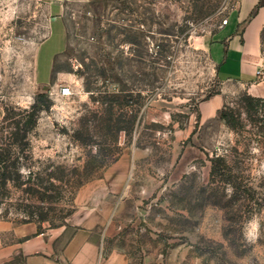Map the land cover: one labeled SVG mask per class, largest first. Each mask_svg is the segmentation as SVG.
<instances>
[{
	"label": "rangeland",
	"instance_id": "1",
	"mask_svg": "<svg viewBox=\"0 0 264 264\" xmlns=\"http://www.w3.org/2000/svg\"><path fill=\"white\" fill-rule=\"evenodd\" d=\"M238 2L65 0L41 84L51 0H0V236L61 245L108 198L130 264H264V30L249 83L208 52Z\"/></svg>",
	"mask_w": 264,
	"mask_h": 264
},
{
	"label": "crops",
	"instance_id": "2",
	"mask_svg": "<svg viewBox=\"0 0 264 264\" xmlns=\"http://www.w3.org/2000/svg\"><path fill=\"white\" fill-rule=\"evenodd\" d=\"M63 1L51 0L53 21L61 20L64 45L51 56L49 79L41 81L38 72L40 49L51 35L41 42L37 52L36 77L41 84H49L54 64L67 47V33L62 17ZM228 23L208 37V52L225 79L251 82L263 64L262 34L264 30V0H239L231 10ZM222 34V38L217 39ZM113 201L99 200L86 211L78 228L58 245L57 238L46 232L33 233L29 227L16 228L21 242H10L0 236V263L4 264H130L128 255L119 248L106 249V236L113 218ZM19 241V240H18Z\"/></svg>",
	"mask_w": 264,
	"mask_h": 264
},
{
	"label": "built area",
	"instance_id": "3",
	"mask_svg": "<svg viewBox=\"0 0 264 264\" xmlns=\"http://www.w3.org/2000/svg\"><path fill=\"white\" fill-rule=\"evenodd\" d=\"M227 23H228V18H225V19L223 20L222 26L225 25V24H227ZM61 93H62V94H69V93H70V88L67 87V86H64V87L62 88V90H61Z\"/></svg>",
	"mask_w": 264,
	"mask_h": 264
},
{
	"label": "trees",
	"instance_id": "4",
	"mask_svg": "<svg viewBox=\"0 0 264 264\" xmlns=\"http://www.w3.org/2000/svg\"><path fill=\"white\" fill-rule=\"evenodd\" d=\"M222 116H223V118H225V119L227 118V116H226V115H224V114H223Z\"/></svg>",
	"mask_w": 264,
	"mask_h": 264
}]
</instances>
